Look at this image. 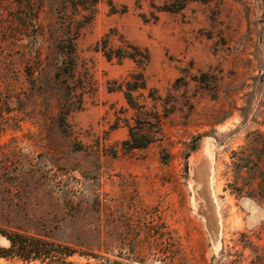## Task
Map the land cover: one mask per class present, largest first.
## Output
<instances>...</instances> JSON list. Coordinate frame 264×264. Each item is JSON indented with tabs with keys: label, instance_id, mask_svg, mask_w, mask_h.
<instances>
[{
	"label": "rangeland",
	"instance_id": "1",
	"mask_svg": "<svg viewBox=\"0 0 264 264\" xmlns=\"http://www.w3.org/2000/svg\"><path fill=\"white\" fill-rule=\"evenodd\" d=\"M106 36L146 65L108 60ZM139 72L131 107L108 86ZM154 116L155 139L126 149ZM263 137L264 0H0V226L75 251L60 264H248Z\"/></svg>",
	"mask_w": 264,
	"mask_h": 264
},
{
	"label": "trees",
	"instance_id": "2",
	"mask_svg": "<svg viewBox=\"0 0 264 264\" xmlns=\"http://www.w3.org/2000/svg\"><path fill=\"white\" fill-rule=\"evenodd\" d=\"M74 36H66L58 43V50L62 55V65L60 66V73H64L69 77H73L76 72V52L73 42ZM110 38L106 36L101 42V46H98L103 55L111 60L113 58L121 61L123 58H130L134 60L139 67H144L148 62V53L146 50H141L137 46H134L128 42H125L118 48L110 46ZM59 73V72H58ZM110 85V82H108ZM108 86L109 91L120 90L123 91L124 96L131 107L133 105L132 91L136 89H145L146 81L143 73L139 72L131 74V79L127 81L117 82L112 81ZM83 92V88H80ZM143 106V104L141 105ZM70 107H66L62 114H66ZM64 119V118H63ZM154 120L147 119V123L150 125V130L146 132H136L135 127L130 129L129 137L123 141V145L126 149L146 147L155 139V132L159 127L160 119L158 116H154ZM264 143V137L262 138ZM116 153V150H113ZM248 159V156H245ZM259 161L264 162V153L259 155ZM258 179V199L264 204V163L260 166L258 163L253 169ZM1 204V203H0ZM0 234L4 236L8 242V247L0 245V257H12L16 256L26 261L40 260L49 261L55 263H64L68 256L74 254V250L68 246L56 243L46 236L37 233H31L26 230H22L18 227H1ZM248 264H264V251L255 254V257L250 260Z\"/></svg>",
	"mask_w": 264,
	"mask_h": 264
}]
</instances>
